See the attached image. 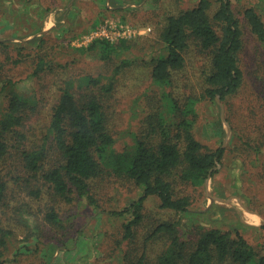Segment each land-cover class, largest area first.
<instances>
[{"label": "rangeland", "instance_id": "obj_1", "mask_svg": "<svg viewBox=\"0 0 264 264\" xmlns=\"http://www.w3.org/2000/svg\"><path fill=\"white\" fill-rule=\"evenodd\" d=\"M198 1L0 0V114L7 92L2 85L7 79L17 81L16 89L26 95L35 92L37 104L18 127L24 137L9 142L17 144L18 150L46 147L38 172L22 166L14 147L1 164L7 188L0 204V227L10 231L4 249L8 264H125L124 256L140 255L144 235L162 220L179 222V233L184 230L185 238H193L201 228H237L257 253L264 255V154L257 157L244 144L264 145V49L245 26L242 54L246 74L239 95H231L227 103L202 96L211 62L207 51L192 40L184 53V67L172 71V84L165 87L179 104L188 96L198 98L194 136L210 151L220 146L225 149L217 171L204 183H175L177 192L189 197L188 212L161 209L156 196L146 198L144 224L135 228V241L130 243L122 240L123 218L105 212L123 208L140 196V188L132 181L107 174L98 176L91 181L96 203L89 204L77 197L64 201L41 178L44 171L61 162L47 129L59 88L69 77L111 76L114 67L125 61L113 76L109 92H103L100 86L89 90L104 103L107 127L117 138V151L131 143L129 133L147 134L148 117L155 112L161 92L151 78V58L166 53L160 33L168 15ZM232 2L235 12L252 6L264 13V0ZM211 3L212 14L220 1ZM100 38H122L127 47L119 48L107 61L98 59L95 53L77 50ZM38 57L47 66L32 76ZM106 82V77L101 79V84ZM77 89L75 95L80 97L85 91ZM209 194L228 201H212ZM50 209L57 213L59 224L45 220ZM246 211L258 221H247ZM165 245L164 238L150 239L144 264H156Z\"/></svg>", "mask_w": 264, "mask_h": 264}, {"label": "trees", "instance_id": "obj_2", "mask_svg": "<svg viewBox=\"0 0 264 264\" xmlns=\"http://www.w3.org/2000/svg\"><path fill=\"white\" fill-rule=\"evenodd\" d=\"M219 1L212 14L211 0H199L195 6L167 16L160 33L166 53L151 58L152 83L161 89L158 104L148 117L147 134L129 133L131 143L123 149H115L117 138L107 127L104 103L90 90L100 86L103 92H109L113 76L126 65L125 61L114 67L111 76H73L63 81L59 88L47 132L61 155V162L44 171L41 178L52 193L64 201L71 202L77 197L84 198L89 204L96 203L91 181L98 176L107 174L132 181L140 188V196L123 208L105 212L123 218V241H135V228L145 221L146 198L156 196L161 209L188 212L189 197L179 194L175 183L200 185L208 175L217 171V165L221 163L225 149L220 146L210 151L193 134L198 98L188 96L179 104L165 89L172 84V71L184 67V53L192 40L201 50L207 51L211 62L202 96L227 103L231 95L241 93L246 74L242 27H247L264 49V13L257 12L252 6L235 12L232 0ZM125 43L122 38H100L77 50L95 53L98 59L107 61L119 48L127 47ZM46 66L47 62L38 57L32 76H37ZM104 77L107 82L101 84ZM16 83L7 79L2 85V88L7 87V92L5 107L0 114V171L10 149L18 148L9 141L19 142L24 137L18 127L37 104L35 92L26 95L16 89ZM75 87L85 92L77 97ZM244 144L251 147L257 157L259 153L264 154V145ZM17 151L25 169L32 173L41 170L46 157L45 146ZM6 188L0 173V204L4 201ZM44 218L49 224H59L60 221L54 209L47 211ZM178 224L165 220L155 223L142 239L140 255L126 254L125 264H144L147 243L153 237L164 238L166 244L157 255L156 264H264V255L257 253L237 228L228 231L217 227L201 228L193 238H185V231L179 233ZM9 234L10 231L0 227V264H8L4 249Z\"/></svg>", "mask_w": 264, "mask_h": 264}, {"label": "bare ground", "instance_id": "obj_3", "mask_svg": "<svg viewBox=\"0 0 264 264\" xmlns=\"http://www.w3.org/2000/svg\"><path fill=\"white\" fill-rule=\"evenodd\" d=\"M242 212H244V211H242ZM244 217L249 222H257L258 221L257 216H255L254 214L247 212V211H246V213H244Z\"/></svg>", "mask_w": 264, "mask_h": 264}, {"label": "water", "instance_id": "obj_4", "mask_svg": "<svg viewBox=\"0 0 264 264\" xmlns=\"http://www.w3.org/2000/svg\"><path fill=\"white\" fill-rule=\"evenodd\" d=\"M209 196V198L212 200V201H214V200H217V201H228V199H224V198H222V197H216V196H213V195H208ZM261 220V219H260ZM261 223L262 224H264V221L263 220H261Z\"/></svg>", "mask_w": 264, "mask_h": 264}]
</instances>
